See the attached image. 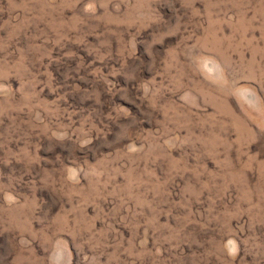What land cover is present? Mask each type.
Instances as JSON below:
<instances>
[{
    "label": "rangeland",
    "instance_id": "obj_1",
    "mask_svg": "<svg viewBox=\"0 0 264 264\" xmlns=\"http://www.w3.org/2000/svg\"><path fill=\"white\" fill-rule=\"evenodd\" d=\"M0 264H264V0H0Z\"/></svg>",
    "mask_w": 264,
    "mask_h": 264
}]
</instances>
